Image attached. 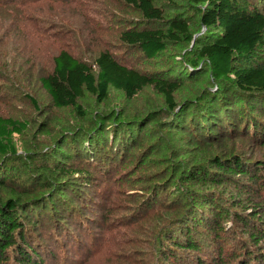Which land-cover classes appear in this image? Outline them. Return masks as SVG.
I'll return each mask as SVG.
<instances>
[{
    "label": "rangeland",
    "instance_id": "rangeland-1",
    "mask_svg": "<svg viewBox=\"0 0 264 264\" xmlns=\"http://www.w3.org/2000/svg\"><path fill=\"white\" fill-rule=\"evenodd\" d=\"M154 4L166 20L183 18L193 36L205 31L195 0ZM0 7V56L8 54L0 62V115L28 122L13 136L16 155L0 200L11 189L26 191L17 196L22 200L47 195L52 208L37 213L34 227L47 264H197L192 256L166 255L169 236L188 226L197 227L194 239L206 254L222 248L219 264H240L244 248L255 246L245 224L264 215V137L254 139L238 124L228 141L201 140L189 110L175 113L152 87L132 100L115 89L103 102L85 93L78 102L84 116L57 109L38 79L52 69L51 58L64 48L93 65L103 50L122 53L120 34L138 24L141 12L126 0H0ZM196 53L192 42L170 43L153 59L134 51L124 63L160 73L188 67ZM205 86L204 79L187 81L175 99L187 101ZM258 120L264 124V117ZM231 155L241 156L258 179L223 176L210 164L214 156ZM209 199L227 210L219 219ZM209 218L224 228L216 241L205 225Z\"/></svg>",
    "mask_w": 264,
    "mask_h": 264
},
{
    "label": "trees",
    "instance_id": "trees-1",
    "mask_svg": "<svg viewBox=\"0 0 264 264\" xmlns=\"http://www.w3.org/2000/svg\"><path fill=\"white\" fill-rule=\"evenodd\" d=\"M195 1L200 3L198 13L201 26L205 28L196 38L183 18L164 19V12L155 6L154 0H126L141 12L142 19L137 25L121 32L122 53L103 50L93 65L78 59L64 48L51 58L52 69L38 79L50 96L52 105L57 109L73 108L84 116L78 102L85 93L103 102L109 97L110 90L115 89L132 100L147 87H152L163 95L166 105L175 113L181 109L182 113L189 110L191 128L193 132L199 133L201 140L213 138V141H228L233 138L232 133L237 132L238 124H242V131L246 135L254 139L264 137V124L258 120L264 117V0ZM2 12L5 9L0 7ZM182 42H192L196 47V58L186 62L188 67L172 65L160 73H146L124 63L125 58L134 51H140L148 59H153L170 43ZM7 56H0V62H7ZM199 79H204L208 86L187 101H176V93L185 82ZM202 101L205 104L200 109L198 104ZM32 102L37 106L35 100ZM187 105L189 108L186 109ZM179 122L178 118L173 121ZM27 127V121L0 115V156L5 160L0 166V189L7 188L9 164L16 155L13 136L22 134ZM209 161L212 166L219 168L223 176H241L250 181L258 179L257 174L247 170L239 155L229 158L214 156ZM260 167L256 165V173ZM48 180L40 181L46 185ZM10 191L12 196L0 200V264H47L48 254L46 252L45 255L40 249V239H35L34 227L40 223L37 213L40 216L41 211L50 210L53 204L45 201L47 195L41 193L33 196V192H28L26 195L33 197L22 200V197L17 196L26 191ZM206 202L211 205L210 209L215 211L218 219L222 212L227 211H219L214 200ZM261 208L264 211V205ZM259 217L253 223L255 225L245 224L251 229L248 234L255 246L244 248L240 264H264V215ZM245 221L249 222L247 219ZM205 225L209 226L215 241L224 230L221 222L212 218ZM62 227L63 224L55 226L57 230ZM196 232L197 227L193 229L188 226L179 229L181 237L179 234L169 236L167 257L171 259L172 254L173 257L180 254L186 259L192 256L197 264H209L208 259L212 264H219L222 248L216 249L215 256L206 254L194 239ZM49 253L53 256V251Z\"/></svg>",
    "mask_w": 264,
    "mask_h": 264
},
{
    "label": "water",
    "instance_id": "water-1",
    "mask_svg": "<svg viewBox=\"0 0 264 264\" xmlns=\"http://www.w3.org/2000/svg\"><path fill=\"white\" fill-rule=\"evenodd\" d=\"M205 29V28H204ZM199 34L195 35V38L198 36Z\"/></svg>",
    "mask_w": 264,
    "mask_h": 264
}]
</instances>
